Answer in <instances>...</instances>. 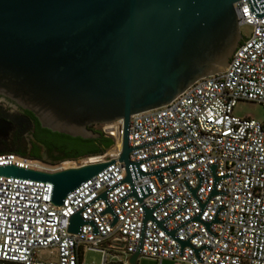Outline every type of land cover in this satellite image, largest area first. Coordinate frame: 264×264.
I'll return each instance as SVG.
<instances>
[{"label": "built area", "instance_id": "obj_1", "mask_svg": "<svg viewBox=\"0 0 264 264\" xmlns=\"http://www.w3.org/2000/svg\"><path fill=\"white\" fill-rule=\"evenodd\" d=\"M233 8L250 32L227 66L128 116L129 181L117 161L120 118L98 123L112 145L96 154L48 163L0 153V165L43 172L112 160L59 205L49 182L0 175V264H79L84 248L101 253L99 264H136L127 261L136 249L157 264H264V123L232 112L237 100L264 107V17H253L244 0ZM144 209L150 217L142 221ZM76 211L85 223L70 233Z\"/></svg>", "mask_w": 264, "mask_h": 264}, {"label": "water", "instance_id": "obj_2", "mask_svg": "<svg viewBox=\"0 0 264 264\" xmlns=\"http://www.w3.org/2000/svg\"><path fill=\"white\" fill-rule=\"evenodd\" d=\"M235 1L0 0V95L30 111L39 127L69 136L97 137L89 125L120 118L117 161L125 168L122 181H129L128 116L167 103L195 79L227 66L240 40ZM244 3L253 17H264V0ZM111 162L54 172L6 164L0 175L49 182L50 202L59 205ZM149 217L144 209L142 221ZM83 223L76 211L67 231L76 233Z\"/></svg>", "mask_w": 264, "mask_h": 264}, {"label": "flooded vegetation", "instance_id": "obj_3", "mask_svg": "<svg viewBox=\"0 0 264 264\" xmlns=\"http://www.w3.org/2000/svg\"><path fill=\"white\" fill-rule=\"evenodd\" d=\"M76 136L39 127L34 115L0 95V153L12 152L42 162L78 157Z\"/></svg>", "mask_w": 264, "mask_h": 264}, {"label": "rangeland", "instance_id": "obj_4", "mask_svg": "<svg viewBox=\"0 0 264 264\" xmlns=\"http://www.w3.org/2000/svg\"><path fill=\"white\" fill-rule=\"evenodd\" d=\"M239 34L247 36L250 32L248 25H238ZM232 112L239 117H251L259 122L264 123V107L255 101L237 100L233 107ZM100 247V246H99ZM35 255L40 259H47V253L45 249H39L35 252ZM124 254H120L119 258L125 259ZM101 260V253L99 251L91 249H82L80 254L79 264H99ZM136 264H157L152 258L147 256L139 255L135 258ZM160 264H171V261L162 259Z\"/></svg>", "mask_w": 264, "mask_h": 264}, {"label": "trees", "instance_id": "obj_5", "mask_svg": "<svg viewBox=\"0 0 264 264\" xmlns=\"http://www.w3.org/2000/svg\"><path fill=\"white\" fill-rule=\"evenodd\" d=\"M93 131L98 132V136L94 138H81L76 136L80 142L81 147L83 149L78 153L79 156L88 155V154H96L102 152L106 148L112 145V139L109 136H105L98 127V124H91L88 126Z\"/></svg>", "mask_w": 264, "mask_h": 264}]
</instances>
